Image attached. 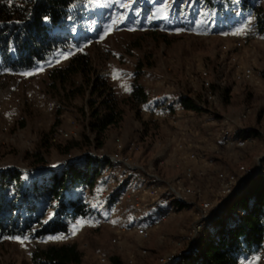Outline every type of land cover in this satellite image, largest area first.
<instances>
[{"label":"rangeland","instance_id":"374dc122","mask_svg":"<svg viewBox=\"0 0 264 264\" xmlns=\"http://www.w3.org/2000/svg\"><path fill=\"white\" fill-rule=\"evenodd\" d=\"M82 5L83 11L68 24L80 29L76 39L82 40L77 46L73 41L65 46L64 58L27 71L0 73V172L10 168L45 170L78 158L82 150L70 156L57 147L82 137L90 117V100L100 99L92 93L94 82L102 78L125 99L138 77L149 94L148 102L138 107L123 102V120L102 136L101 148H84V153L108 159L119 154L149 178L144 185H159L164 190V186L182 180L196 194L146 237L122 233L118 238L108 225H84L79 217L65 235L35 238L26 234L7 240L0 249V264H30L31 251L37 246L74 241L83 253L82 264H107L110 255H119L125 264H161L162 259L188 248L191 253L199 249L214 222L206 223L201 229L203 236L191 244L200 204L217 200L218 173L264 164V35L255 31L248 9L236 11L224 3V13L218 14L192 0H85ZM153 23L157 25L151 26ZM241 39L244 46L234 48L233 42ZM224 44H228V51ZM233 53L240 63L253 65L256 78L234 79ZM79 54L88 58L83 72L62 81L49 76L51 68L64 67L71 56ZM138 70L140 73H135ZM204 71L213 84V99L206 95ZM225 88L229 90L226 98ZM180 95L192 98L203 109H184L177 102ZM225 127L250 132L255 140L244 147H222L217 137ZM94 136L91 133V138ZM183 138L187 148L178 145ZM43 142L48 145L47 165L33 166L30 156ZM189 150L196 151L199 158L190 159ZM122 168L118 164L111 169L115 187L124 182L119 177ZM189 168L192 179L186 177ZM138 184L130 179L127 191ZM126 192L122 218L145 215V204L137 206L132 194L128 198ZM91 201L100 203L94 197ZM97 252L106 256L105 262H100ZM253 258L241 264H255Z\"/></svg>","mask_w":264,"mask_h":264},{"label":"trees","instance_id":"16d2710c","mask_svg":"<svg viewBox=\"0 0 264 264\" xmlns=\"http://www.w3.org/2000/svg\"><path fill=\"white\" fill-rule=\"evenodd\" d=\"M84 1L0 0V73L27 71L45 65L47 61L56 63L64 58L65 46L71 41L77 46L82 40L76 39L80 29L70 28L68 24L74 15L83 11ZM192 1L203 8L215 9L218 14L224 13V3H229L232 10L248 9L254 18L255 31L264 35V7L259 0ZM87 59L80 54L71 56L66 66L51 68L49 76L54 81H62L83 72L88 65ZM228 91L227 88L223 90L225 98ZM92 93L98 94L100 99L90 100V117L82 137L57 147L64 155L72 156L77 150H82L83 154L45 170L26 172L10 168L0 172V249L7 240L26 234L35 238L68 234L75 219L101 217L125 191L130 179L116 186L104 200H98L95 191L102 169L114 170L118 164L84 153L83 149L101 148L102 136L123 120L122 103L129 102L138 107L148 102L149 94L138 82V77L131 83L130 94L125 99H120L102 78L94 82ZM177 102L187 110L203 109L186 96L180 95ZM246 132L239 130L238 135L251 134ZM91 133L95 134L94 138ZM47 151L48 145L43 142L30 156L31 164L46 166ZM85 187H88V193H85ZM92 197L100 203L93 204ZM206 231L199 249L186 254L177 264H241L256 252L264 241V174L246 181L242 190L225 203L220 216ZM82 261L83 253L74 241L37 246L31 251L30 264H82ZM107 264L125 262L119 255H110Z\"/></svg>","mask_w":264,"mask_h":264},{"label":"built area","instance_id":"2783aa9c","mask_svg":"<svg viewBox=\"0 0 264 264\" xmlns=\"http://www.w3.org/2000/svg\"><path fill=\"white\" fill-rule=\"evenodd\" d=\"M239 5L240 2L237 1ZM259 4L264 7V0H259ZM236 11H239L237 8ZM234 48L241 49L244 46V41L237 40L234 41ZM228 44L223 45V49L228 51ZM231 63L233 67V75L234 79L238 82L241 81H251L256 78L255 69L252 64H242L238 60V55L235 53L231 54ZM204 79V87L206 90V95L209 99L214 98L213 84L208 77V72L204 71L202 73ZM179 108L177 109V111ZM192 111V110H191ZM238 129H230L228 127L220 130L219 135L217 137V142L222 147H244L248 142L254 141L255 138L252 134L249 135H236ZM67 135V134H66ZM180 148H187L189 144H186L185 138L181 142L178 143ZM190 151V150H189ZM190 159L199 158V154L192 150L188 153ZM104 158V157H100ZM112 162L122 164L124 168L120 170L119 177L124 180L130 178L139 184L133 189L126 192V197L131 198L130 193L135 198L137 206L140 202H143L148 209L145 212V215H134L129 216L127 219L122 218L123 216L120 214V210L124 201V193L121 196H118L112 203L110 208L102 214L101 217L95 219H88L86 217L80 216L83 221V224L88 225L89 222L95 228H100L104 225H108L111 229H113L117 233V237H120L122 233H135L142 237H146L149 234V231L152 228L158 227L164 221H167L169 218L174 216L176 212L179 210L181 205L187 204V198L190 195H195L196 190L194 188H190L186 186L182 180H178L173 185L164 186V190H161L160 186L151 184L149 186L144 185L142 182H148L149 178L140 171L136 166L132 165L127 158H122L119 154H114L109 157ZM258 163L256 168H250L245 166H240L238 172H220L218 173V197L216 202L204 201L200 204L197 212L198 220L196 226L192 229V237L191 244L196 238H200L201 229L205 227L206 223L215 221L219 215L222 213L223 207L225 205L226 200L233 195L234 192L238 190L241 191L244 182L251 176H256L260 173L264 174V164ZM259 170V172H257ZM136 171V174L133 172ZM191 168L188 169L186 173V177L188 179H192ZM116 179L111 173V169L105 167L99 178V185L96 192V197L98 200H104L107 195L115 188ZM85 193L89 192L88 187L84 189ZM237 192V193H238ZM136 195V196H135ZM150 197V198H149ZM218 213H220L218 215ZM115 214L117 217L115 218ZM155 214V215H154ZM154 215V218L151 216ZM143 216V217H141ZM122 218V220H119ZM204 230V229H203ZM79 231L76 233V235ZM66 234V233H62ZM60 234V235H62ZM59 236V235H56ZM203 236V233L201 237ZM118 238H113V242H119ZM191 251V248L181 252L177 256H173L171 258H166L161 260V264H176L184 254H187ZM98 253V258L100 262L106 261V256L102 253ZM257 253L256 259L253 258V254H251L246 260L249 258L254 259L255 264H264V241L260 245L259 249L254 252ZM134 261L133 259L130 260Z\"/></svg>","mask_w":264,"mask_h":264},{"label":"water","instance_id":"95a60500","mask_svg":"<svg viewBox=\"0 0 264 264\" xmlns=\"http://www.w3.org/2000/svg\"><path fill=\"white\" fill-rule=\"evenodd\" d=\"M257 172H259V170H258ZM253 177H255V176H251V177H249L246 181L252 179ZM246 181H245V182H246ZM245 182H244V183H245ZM237 192H238V190H237L236 192H234L233 195H231V196L226 200V202H227L231 197H233L235 194H237ZM226 202H225V203H226Z\"/></svg>","mask_w":264,"mask_h":264},{"label":"snow or ice","instance_id":"6c2138e0","mask_svg":"<svg viewBox=\"0 0 264 264\" xmlns=\"http://www.w3.org/2000/svg\"><path fill=\"white\" fill-rule=\"evenodd\" d=\"M59 238H62V237H57V239H59Z\"/></svg>","mask_w":264,"mask_h":264}]
</instances>
